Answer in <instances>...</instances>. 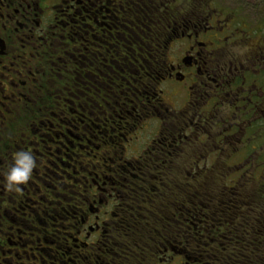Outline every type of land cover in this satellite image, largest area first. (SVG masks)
Listing matches in <instances>:
<instances>
[{
    "label": "flooded vegetation",
    "instance_id": "flooded-vegetation-1",
    "mask_svg": "<svg viewBox=\"0 0 264 264\" xmlns=\"http://www.w3.org/2000/svg\"><path fill=\"white\" fill-rule=\"evenodd\" d=\"M220 164L264 166V0H0V264H201L126 211L148 166Z\"/></svg>",
    "mask_w": 264,
    "mask_h": 264
},
{
    "label": "trees",
    "instance_id": "trees-1",
    "mask_svg": "<svg viewBox=\"0 0 264 264\" xmlns=\"http://www.w3.org/2000/svg\"><path fill=\"white\" fill-rule=\"evenodd\" d=\"M140 34L148 50L152 30ZM147 173L154 188L136 191L126 211L125 240L141 244L170 236L201 264H264V172L220 164L148 166ZM167 211L172 214L164 217Z\"/></svg>",
    "mask_w": 264,
    "mask_h": 264
},
{
    "label": "clouds",
    "instance_id": "clouds-1",
    "mask_svg": "<svg viewBox=\"0 0 264 264\" xmlns=\"http://www.w3.org/2000/svg\"><path fill=\"white\" fill-rule=\"evenodd\" d=\"M36 161L29 150L17 151L12 158V164L5 174V188L8 191H18L26 184L33 173Z\"/></svg>",
    "mask_w": 264,
    "mask_h": 264
},
{
    "label": "rangeland",
    "instance_id": "rangeland-1",
    "mask_svg": "<svg viewBox=\"0 0 264 264\" xmlns=\"http://www.w3.org/2000/svg\"><path fill=\"white\" fill-rule=\"evenodd\" d=\"M245 156L244 155H237V156H235L234 158L233 157H231L232 158V160H230L231 161V164L233 163V162H239V163H242V162H244V158ZM230 158V159H231ZM256 166H246L245 167V170H242V171H245V172H249V171H253V168H255ZM256 169H258L260 172H264V166H260V167H258V168H256Z\"/></svg>",
    "mask_w": 264,
    "mask_h": 264
}]
</instances>
